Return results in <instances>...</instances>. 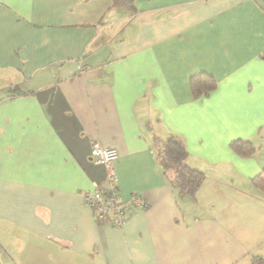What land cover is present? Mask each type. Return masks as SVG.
<instances>
[{
    "label": "crops",
    "instance_id": "1",
    "mask_svg": "<svg viewBox=\"0 0 264 264\" xmlns=\"http://www.w3.org/2000/svg\"><path fill=\"white\" fill-rule=\"evenodd\" d=\"M112 3L0 0V264L264 261V0ZM199 73L217 87L194 97ZM172 137L205 174L194 195L160 162ZM94 142L147 203L121 228L83 199Z\"/></svg>",
    "mask_w": 264,
    "mask_h": 264
},
{
    "label": "trees",
    "instance_id": "2",
    "mask_svg": "<svg viewBox=\"0 0 264 264\" xmlns=\"http://www.w3.org/2000/svg\"><path fill=\"white\" fill-rule=\"evenodd\" d=\"M136 0H112L113 7H122L134 9ZM217 83L213 76L207 73H199L192 77L191 88L194 97H200L203 93L207 95L215 90ZM231 149L242 157H251L255 148L250 141L234 140L230 143ZM158 156L160 162L168 174L172 184L183 194L194 195L205 179V174L195 168H192L188 160V150L182 140L172 137L159 146ZM264 168L262 173L252 179V182L262 191H264ZM105 179V177H104ZM104 223V222H100ZM254 264H264L261 259H255Z\"/></svg>",
    "mask_w": 264,
    "mask_h": 264
},
{
    "label": "built area",
    "instance_id": "3",
    "mask_svg": "<svg viewBox=\"0 0 264 264\" xmlns=\"http://www.w3.org/2000/svg\"><path fill=\"white\" fill-rule=\"evenodd\" d=\"M91 157L103 168L105 179L93 183L91 190L83 192L84 202L92 208L98 222L110 223L121 228L133 209L147 207L146 200L138 193L132 194L127 201L122 199L116 169L119 157L117 150L104 148L98 142H94Z\"/></svg>",
    "mask_w": 264,
    "mask_h": 264
}]
</instances>
